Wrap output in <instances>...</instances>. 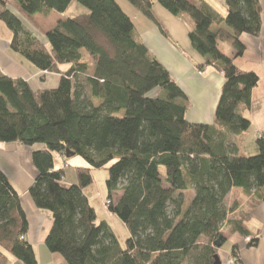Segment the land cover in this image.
Wrapping results in <instances>:
<instances>
[{
    "label": "trees",
    "instance_id": "1",
    "mask_svg": "<svg viewBox=\"0 0 264 264\" xmlns=\"http://www.w3.org/2000/svg\"><path fill=\"white\" fill-rule=\"evenodd\" d=\"M13 1L27 15L64 13L72 1L88 10L84 18L67 17L46 33L50 49L15 10L0 11V21L13 33L12 49L37 69L61 74L57 87L48 90L0 74V141L40 146L32 150L37 175L28 192L51 216L48 251L67 264H223L221 230L240 229L227 219L228 194L240 189L264 203V135L249 156L227 138L240 137L251 125L242 112L251 106L259 77L239 69L234 59L245 51L242 33L260 35L259 0H224L223 15L207 0H127L159 26L155 3L175 17L192 18L188 39L205 59L197 69L218 66L224 77L216 125L186 120L183 89L115 0ZM222 22L232 33L210 30ZM219 42L233 55L224 54ZM151 90L156 92L149 97ZM67 152L95 168L112 162L108 210L128 230L124 246L105 221H97L84 193L93 180L91 169L76 167L77 183H61L64 170L54 168L53 156L60 154L66 164ZM27 233L20 192L0 169V264H11V258L37 264Z\"/></svg>",
    "mask_w": 264,
    "mask_h": 264
},
{
    "label": "crops",
    "instance_id": "2",
    "mask_svg": "<svg viewBox=\"0 0 264 264\" xmlns=\"http://www.w3.org/2000/svg\"><path fill=\"white\" fill-rule=\"evenodd\" d=\"M188 1L193 4L197 3V0ZM207 1L222 15L225 13L224 0ZM259 3L262 9L260 35L252 36L242 33L239 39L245 45V51L234 59V63L239 69L254 72L259 77L258 83L252 91L251 106L242 112L243 116L251 123L249 129H254L255 140L248 143L249 134L242 140L232 135H226L228 140L237 145L241 154L242 148L238 145L237 139L243 141L244 146L249 144L246 148L251 152L246 150L252 155L257 153L256 139L259 135H264V0H259ZM5 8H11L20 14L26 25L31 24V22L40 23L39 25L48 27L47 31L67 18L65 12L58 13L55 11H50L47 14L27 15L19 9L13 0H0V11ZM155 15L157 16L158 13ZM157 17L159 18V15ZM158 21L160 26L157 24L150 25L147 22L146 25L150 26H146L144 30L136 29L142 42L154 57L167 68L174 81L183 89L188 102L186 119L192 122H206L216 125L215 108L224 83L220 68L209 66L205 67L203 71H199L196 65L202 64L205 60L204 57L192 49L189 39L182 40L183 44L181 45L175 38H171L168 35L167 26L161 22L160 18ZM140 23L143 22L140 21ZM28 29L35 37L40 38L33 28L28 27ZM220 29L232 33L231 29L223 22L210 26L213 33ZM12 39V31L0 21V74L13 79H23L29 83L33 90L56 88L61 74L37 69L21 54L12 49ZM222 44L225 43L219 42V48ZM229 48L226 51L229 56H232L234 51L230 46ZM59 68L61 71H66L68 65H60ZM217 127L220 130L219 126ZM38 147L40 146L35 145L33 148H29L17 142L5 143L0 141V169L20 192L21 205L28 222L27 241L33 247L37 264H67L61 255L51 253L46 248L45 238L52 226L51 216L48 212L39 210L34 205L28 192L37 175V170L32 164V150ZM75 165L79 167L77 162ZM60 167L54 159V168L61 169ZM64 173L67 179V171ZM69 179L71 180L61 181V183L66 186L73 184L76 181L75 174L69 175ZM115 194L116 192L113 194V203H116L120 197ZM225 204L228 209L227 219L240 229L224 228L221 230L224 237V242L219 249L221 261L225 264L226 259L233 255L232 249L235 247L234 252L242 264H264V203L247 196L240 189H233L228 194ZM127 235L129 236V233ZM248 237L252 242H248ZM11 264L21 263L11 258Z\"/></svg>",
    "mask_w": 264,
    "mask_h": 264
},
{
    "label": "rangeland",
    "instance_id": "3",
    "mask_svg": "<svg viewBox=\"0 0 264 264\" xmlns=\"http://www.w3.org/2000/svg\"><path fill=\"white\" fill-rule=\"evenodd\" d=\"M121 9L132 19L135 28L138 30H144L146 26H150L151 24L156 25V22L151 19L146 17L140 10H138L136 7H134L131 3H129L127 0H115ZM153 10L155 14L158 13L159 18L161 22L167 26L166 29H168L169 36L171 38H175L179 44H183L182 40H185L187 38L188 40V31L191 30L194 27V22L192 18L188 14H184L183 17H175L172 14H170L167 10L164 9L163 6H161L159 3H155L153 5ZM157 12V13H156ZM65 15L67 17L71 16H79L81 18H84V16L88 13V10L85 6L80 4L77 1H72L65 11ZM157 15V16H158ZM156 16V17H157ZM158 18V17H157ZM158 18V19H159ZM142 21L143 23L139 22ZM150 23V25H146V23ZM40 24V23H39ZM38 23H28V27L33 28L36 34L40 37L38 38L42 43L47 45V47L50 49V45L46 44L47 39H46V33L49 32L47 31V26H41ZM140 25H143L140 27ZM165 26V27H166ZM192 26V27H191ZM102 38V37H101ZM103 39V38H102ZM100 39V41H102ZM221 51L224 52V54L229 55L226 50L230 49L229 46L226 44H222L220 47ZM84 54L87 55V57L90 58V56L83 50ZM155 90H151L147 93V96L151 97L155 95ZM94 104L98 105V101L94 99ZM187 117V116H186ZM185 117V118H186ZM187 120V119H186ZM188 121V120H187ZM192 122V121H189ZM192 123H203V122H192ZM203 124H208V123H203ZM220 130L224 129V126L221 124H218ZM249 134L250 137H248V143H251L255 140L254 136V129H248V132H244L242 135L243 137H238L239 139H243L246 137V135ZM241 135V136H242ZM237 139L238 145L242 148V155L244 156H249L252 155L249 153V149L246 148L249 146L247 144L246 146L243 145V141ZM248 149V150H246ZM251 152V151H250ZM54 159H56V164L60 165L61 169L67 171V179L65 177L64 173V180L65 182L71 180L69 179V175H74L75 174V179L76 181L73 182V184L77 183V175H76V165L75 162H77V166L79 167H89L91 169V174H92V183L89 185L87 188H85L84 193L89 199V203L91 206L94 208L96 216H97V221H105L110 229L115 233L116 237L118 238L119 242L121 243L122 246L125 245V240L127 239V228H125L124 224L122 221L113 213H111L108 209L104 207V204L106 203V200L108 198V189L106 185V180L108 177V171H107V166L111 164L112 162H109L106 166L102 168H95L90 165V163L83 158L80 155H73L70 157H66V164L64 163L63 157L58 154L54 153ZM72 185V184H71ZM117 197L121 195V192L118 191L115 194ZM187 199H189V195H186ZM204 241V239H203ZM250 242V240H248Z\"/></svg>",
    "mask_w": 264,
    "mask_h": 264
},
{
    "label": "built area",
    "instance_id": "4",
    "mask_svg": "<svg viewBox=\"0 0 264 264\" xmlns=\"http://www.w3.org/2000/svg\"><path fill=\"white\" fill-rule=\"evenodd\" d=\"M111 201L109 199L106 200V203L104 204V207L106 209H108L109 205H110ZM247 240H250V242H252V240L250 239V237L247 238ZM225 264H242L239 257L237 255H231L230 257H228L225 261Z\"/></svg>",
    "mask_w": 264,
    "mask_h": 264
},
{
    "label": "water",
    "instance_id": "5",
    "mask_svg": "<svg viewBox=\"0 0 264 264\" xmlns=\"http://www.w3.org/2000/svg\"><path fill=\"white\" fill-rule=\"evenodd\" d=\"M66 156H67V157L69 156V153H68V152L66 153ZM216 246H220V241H219V239L216 240Z\"/></svg>",
    "mask_w": 264,
    "mask_h": 264
},
{
    "label": "bare ground",
    "instance_id": "6",
    "mask_svg": "<svg viewBox=\"0 0 264 264\" xmlns=\"http://www.w3.org/2000/svg\"><path fill=\"white\" fill-rule=\"evenodd\" d=\"M238 256V255H237Z\"/></svg>",
    "mask_w": 264,
    "mask_h": 264
}]
</instances>
